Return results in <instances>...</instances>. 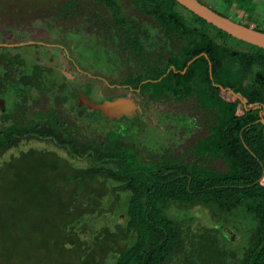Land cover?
<instances>
[{
  "label": "trees",
  "instance_id": "obj_1",
  "mask_svg": "<svg viewBox=\"0 0 264 264\" xmlns=\"http://www.w3.org/2000/svg\"><path fill=\"white\" fill-rule=\"evenodd\" d=\"M256 1L218 0L224 12L211 8L231 18L232 10L249 11ZM89 4L106 10L100 20L104 29L118 30L117 37L128 40L121 45L138 55L145 54L139 39L156 38L154 29L164 39L178 40L180 57L170 64L154 61L152 71L137 83L150 79L144 88L154 89L156 99L176 88L177 78H185L186 84L190 79L207 81V93H200L207 97V135L194 143L183 164L169 159L150 166L127 147L80 144L78 136L85 129L70 121L69 136L67 131L56 136L57 146L67 153L62 156L20 144L18 126L0 120V264H225L228 253L219 230L197 226L181 211L195 207L224 224L228 213L243 215L253 234L235 264H264L260 110L246 111L230 91L213 85L231 88L249 107L260 105L264 117V49L235 39L176 0H130L134 15L124 13L120 0H66L60 10L69 7L72 14ZM235 21L264 32L254 21ZM151 22L153 28L148 27ZM202 53L207 57L187 66ZM170 65L187 70L167 72ZM211 93L216 99H210ZM71 113L69 109V117ZM38 136L31 133V138ZM10 150L15 153L4 158ZM215 160L226 166L223 171L213 167ZM120 200L125 203L115 204ZM120 206H125L123 218L116 214ZM104 217L109 222L95 228ZM110 254L115 259L108 263Z\"/></svg>",
  "mask_w": 264,
  "mask_h": 264
},
{
  "label": "flooded vegetation",
  "instance_id": "obj_2",
  "mask_svg": "<svg viewBox=\"0 0 264 264\" xmlns=\"http://www.w3.org/2000/svg\"><path fill=\"white\" fill-rule=\"evenodd\" d=\"M37 1L40 2L25 0L27 5L0 6V120L18 126L20 144L67 156L65 148L58 147L55 141L63 131L69 136L70 121L85 129L84 136H78L80 144L127 147L143 165L157 166L169 159L183 164L189 160L191 147L208 131L203 106L207 97L200 96L208 91L207 81L190 79L186 84L182 80L185 78H177V87L157 94L160 97L156 99L154 89L144 88L150 79L137 83L140 76L152 71L154 61L170 64L175 60L172 58L180 57L178 40L164 39L162 32L154 29L156 38L139 39L145 54L138 55L135 49L121 45L128 40L117 37L118 30H105L99 19L88 15L89 24L95 23L93 26L98 29L97 37L87 39L74 34L79 37L74 41L69 37L73 33L69 32V7L65 11L49 0ZM148 27L153 28L154 24L148 23ZM83 48L97 51L90 53L93 63L81 55ZM202 55L206 56L202 53L193 59ZM172 69L185 74L187 67L177 70L170 65L167 72ZM116 99L126 101L125 107L115 113L118 117L108 118L95 108ZM210 99L216 96L211 93ZM239 100L246 111L262 112L260 105L253 109L244 99ZM32 132L42 137L31 138ZM213 167L223 171L226 166L215 160ZM225 221L227 224L211 217V226L219 230L221 246L228 253L225 264H235L253 233L243 215L240 218L228 213Z\"/></svg>",
  "mask_w": 264,
  "mask_h": 264
},
{
  "label": "rangeland",
  "instance_id": "obj_3",
  "mask_svg": "<svg viewBox=\"0 0 264 264\" xmlns=\"http://www.w3.org/2000/svg\"><path fill=\"white\" fill-rule=\"evenodd\" d=\"M36 2H40L37 0H34ZM33 0H29V3H33ZM51 1L50 3L52 5H58V6H62L63 3L66 0H49ZM204 3H206L207 5H210L211 7L218 9V10H223L222 6L219 4L218 0H201ZM123 9H124V13L126 14H132L134 15V13L130 10L131 8V4H130V0H120ZM47 4L49 5V3L47 2ZM21 5H27V3L25 2V0H0V6H21ZM84 6V5H83ZM82 7L78 8L75 10V13H70L69 14V30L72 33H69V37L74 39V41L76 39H78L79 37L75 36L74 34H78L80 35L82 38H95L97 37L96 33L97 32V28L94 27L93 24H89L86 16L91 15L94 16L95 18L102 20V17H104L103 15L106 13L105 9L93 4H89L85 9ZM255 8V11H252L251 9ZM232 10V9H231ZM71 12V11H69ZM226 13H230L229 10L225 11ZM231 18L234 20H242V22H246V21H254L253 25H259L260 27L264 28V0H258L256 1V3H254L253 5H251L250 10L249 11H239L237 12L236 10H232L231 12ZM107 19V17L105 18ZM111 19L108 18V21H110ZM111 24H113L110 21ZM90 25H92V28L88 29V26L90 27ZM236 39V38H235ZM233 41L237 42V40L232 39ZM241 45L244 46H248L245 43H241ZM80 53L81 55L83 54L84 56L87 57L88 61L91 63H93L92 61V55L90 53H97V51H94L93 48H91V50L86 51L85 48L80 49ZM81 60V59H80ZM87 63V61H86ZM4 158H7L8 155L3 156ZM2 157V158H3ZM123 203H121L120 205H123ZM173 210V209H172ZM176 211V210H175ZM175 211H173V213H175ZM183 214L187 213L189 217L193 218V221L195 223V225L197 226H211V217L210 214L208 213V210H206L205 208L202 207H195L194 209L191 210H187V212L181 210ZM124 212H125V206H120L117 207L116 209V214L120 215L121 218L124 217ZM180 214V213H179ZM109 215H107L108 217ZM104 217L101 220L97 221L95 224V228L101 227L102 225H105L109 222V218ZM101 221V222H100ZM241 241V240H239ZM115 259V256L110 254L107 258L108 263L113 262ZM41 262V261H40ZM41 264H44L43 262Z\"/></svg>",
  "mask_w": 264,
  "mask_h": 264
},
{
  "label": "water",
  "instance_id": "obj_4",
  "mask_svg": "<svg viewBox=\"0 0 264 264\" xmlns=\"http://www.w3.org/2000/svg\"><path fill=\"white\" fill-rule=\"evenodd\" d=\"M176 1L187 10L191 11L195 15L204 19L209 24H212L218 29L226 32L230 36L264 49V32L256 30L251 26H246L245 24L235 21L230 17L223 16L222 14L212 9L211 6L204 4L199 0H176ZM193 60H191L188 64H190ZM210 72H211V63H210ZM211 77H212V72H211ZM218 87L221 88L223 92L230 91L235 97L243 101V99L233 90H231V88H224L221 85H218ZM125 103H126L125 100L116 99L113 101H106L102 104L96 105L95 108H99L102 111V113L108 118H113L114 116L117 117L119 116L118 114L115 113L118 112L123 107H125L124 106ZM256 108H259V106L253 107V109ZM259 115H260V122L264 125V117L262 115V112H260Z\"/></svg>",
  "mask_w": 264,
  "mask_h": 264
}]
</instances>
